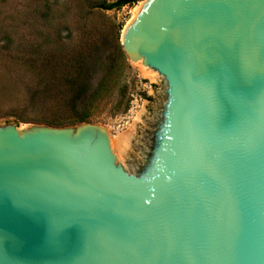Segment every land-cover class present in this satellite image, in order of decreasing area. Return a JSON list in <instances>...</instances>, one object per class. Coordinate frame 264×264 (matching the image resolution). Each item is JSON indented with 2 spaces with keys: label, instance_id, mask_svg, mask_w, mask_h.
<instances>
[{
  "label": "water",
  "instance_id": "1",
  "mask_svg": "<svg viewBox=\"0 0 264 264\" xmlns=\"http://www.w3.org/2000/svg\"><path fill=\"white\" fill-rule=\"evenodd\" d=\"M119 42L158 85L127 128L0 122V264H264V0H142Z\"/></svg>",
  "mask_w": 264,
  "mask_h": 264
},
{
  "label": "rangeland",
  "instance_id": "2",
  "mask_svg": "<svg viewBox=\"0 0 264 264\" xmlns=\"http://www.w3.org/2000/svg\"><path fill=\"white\" fill-rule=\"evenodd\" d=\"M141 1L86 12L81 0H0V122L53 124L49 120L68 116L71 91L50 63L67 70L71 58L83 59L84 97L117 59L121 29ZM122 53L120 70L86 119L102 124L108 137L130 125L142 99L152 97L148 86H158Z\"/></svg>",
  "mask_w": 264,
  "mask_h": 264
},
{
  "label": "trees",
  "instance_id": "3",
  "mask_svg": "<svg viewBox=\"0 0 264 264\" xmlns=\"http://www.w3.org/2000/svg\"><path fill=\"white\" fill-rule=\"evenodd\" d=\"M127 1L129 0H81V3L86 8L85 11L87 12L90 8H110ZM116 56L117 59L108 63L105 74L101 76L99 81L84 97L83 95L85 94L86 85L83 59L76 60L74 57L71 58L72 64L67 70H65L64 65L61 63H50L51 65H49V68L55 69L56 78L60 79L62 83L66 85V88L71 91L68 94V99L72 110L69 112L68 116L57 117L53 120H49V122L53 124H65L86 120L91 113V107L93 106L94 101L101 97L102 93L108 89V86L114 80V75L120 70V61L123 58L120 45H117L116 47ZM123 103L124 107H126L127 101L125 100Z\"/></svg>",
  "mask_w": 264,
  "mask_h": 264
},
{
  "label": "bare ground",
  "instance_id": "4",
  "mask_svg": "<svg viewBox=\"0 0 264 264\" xmlns=\"http://www.w3.org/2000/svg\"><path fill=\"white\" fill-rule=\"evenodd\" d=\"M138 7H139V6L135 7L134 10H133V12H134Z\"/></svg>",
  "mask_w": 264,
  "mask_h": 264
}]
</instances>
